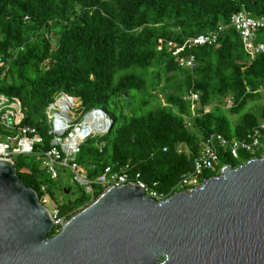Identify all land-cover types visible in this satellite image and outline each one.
<instances>
[{
	"label": "trees",
	"instance_id": "16d2710c",
	"mask_svg": "<svg viewBox=\"0 0 264 264\" xmlns=\"http://www.w3.org/2000/svg\"><path fill=\"white\" fill-rule=\"evenodd\" d=\"M239 11L258 17L264 14V0H0V55L7 57L0 92L19 99L22 124L37 128L43 148L49 141L44 110L57 93L78 98L84 111L101 108L111 125L81 144L79 170L93 182L106 166H127L171 194L207 135L241 140L264 119V53L250 58L244 52L230 25ZM219 25L224 29L215 45L192 50L193 69L178 67L163 45L158 49V40L182 42ZM255 41L264 44V29ZM190 92L198 95L193 109L184 99ZM262 136L264 144V129ZM253 156L241 153L233 161L220 153L217 169L203 178ZM14 166L21 184L39 198L45 185L51 197L43 170L20 162ZM91 187V193L82 191L58 206L65 220L106 188Z\"/></svg>",
	"mask_w": 264,
	"mask_h": 264
},
{
	"label": "water",
	"instance_id": "95a60500",
	"mask_svg": "<svg viewBox=\"0 0 264 264\" xmlns=\"http://www.w3.org/2000/svg\"><path fill=\"white\" fill-rule=\"evenodd\" d=\"M52 230L0 158V264H264V151L160 201L132 182L109 186Z\"/></svg>",
	"mask_w": 264,
	"mask_h": 264
},
{
	"label": "built area",
	"instance_id": "2783aa9c",
	"mask_svg": "<svg viewBox=\"0 0 264 264\" xmlns=\"http://www.w3.org/2000/svg\"><path fill=\"white\" fill-rule=\"evenodd\" d=\"M230 25L238 32L243 50L250 58L264 53V44L255 41L257 31L264 29V14L251 17L246 12L239 11L231 15ZM223 29L224 27L219 25L215 30L186 38L182 42L158 40V49H160V45H163L178 67L193 69L195 67V57L192 50L200 46L215 45ZM6 69L7 57L0 55V79L5 75ZM184 99L190 101L193 109L198 100V95L190 92ZM78 100V98L65 92H59L47 105L44 116L47 127L46 135L49 141L48 147L43 148L44 137L37 128L22 124L23 114L19 99L0 92V158L11 160L14 163L13 157H39L42 159V168L49 181L58 178V168H68L75 174L74 180L81 187H84L86 193H91L93 183L107 188L109 186L119 187L132 182L140 186L147 197L160 201L173 193L182 190L188 191L199 186L205 180L203 178L204 173L217 169L220 153L233 161H238L241 153L253 155L264 149L262 142L263 119L241 140L226 138L215 132L207 135L200 142L198 152L191 159V169L180 175L170 190L174 192L169 196L158 190L156 182L146 183L141 179L139 173L127 171L129 169L127 166L118 170L106 166L91 182L79 170L76 156L80 151L81 144L88 137L100 136L108 131L111 119L101 108H91L83 112L79 123L74 122L71 110L73 107L80 105V101L77 104ZM103 147V143L97 145L99 151ZM180 151H182L181 148L178 149V152ZM46 191V186L41 185L40 192L42 196L39 200L44 206L48 203ZM49 213L53 220V228L58 231L65 219L60 215L58 207L53 208Z\"/></svg>",
	"mask_w": 264,
	"mask_h": 264
},
{
	"label": "rangeland",
	"instance_id": "374dc122",
	"mask_svg": "<svg viewBox=\"0 0 264 264\" xmlns=\"http://www.w3.org/2000/svg\"><path fill=\"white\" fill-rule=\"evenodd\" d=\"M0 86H2V82H0ZM162 86L163 85H159V88H161ZM156 95L158 96L159 103L162 105L163 104L162 96L159 95L158 93H156ZM129 97H130V94L126 95V98L128 100H129ZM262 100H264V92L262 93ZM79 101L80 100L77 101V104L79 103ZM155 103L156 102H152L151 104L154 105ZM259 103H261V101H259L257 104L259 105ZM117 104H121V102L119 101ZM229 105L230 104L228 102L227 107ZM117 106H119V105H117ZM251 107H249V108L254 110L253 107H255V106H251ZM112 109H113V106L111 104L108 107V112H112ZM83 112H84V110L82 109L81 105H77V106L72 108L71 116L73 117L74 122L79 123L81 121ZM124 112H127V108L124 109ZM92 137H94V136H92ZM90 142H91V140L88 141L86 144H89ZM178 149H180V148H178ZM182 151H184L185 153H188V151L185 148H182ZM263 151H264V149H261L257 153H262ZM257 153H255V154H257ZM255 154H253L254 156L252 158H256ZM13 160H14V162H20L25 166L37 165L38 169L43 170L42 159L39 157H36V156H19V157H13ZM57 172H58V178L56 180L50 181V185H49L51 197L48 194H46L47 199H48V203L45 204V207L50 212L53 210V208L58 207L60 204L65 202V199L69 198L70 200H72L73 198L79 197L81 195L82 191L86 192L84 190V187H81L74 180L75 174L72 171H70L68 168H58ZM64 188H68L70 190V192L68 190H66L65 193L63 194L61 190H63ZM171 194L169 193L167 195L169 196ZM81 209H83V208L78 209L76 212L80 211Z\"/></svg>",
	"mask_w": 264,
	"mask_h": 264
},
{
	"label": "bare ground",
	"instance_id": "6f19581e",
	"mask_svg": "<svg viewBox=\"0 0 264 264\" xmlns=\"http://www.w3.org/2000/svg\"><path fill=\"white\" fill-rule=\"evenodd\" d=\"M90 129H92V128H90ZM92 130H95V129H92Z\"/></svg>",
	"mask_w": 264,
	"mask_h": 264
}]
</instances>
